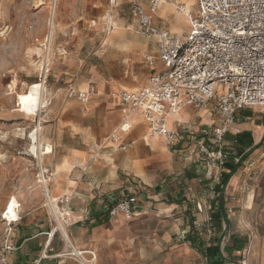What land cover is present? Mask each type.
<instances>
[{
	"label": "crops",
	"instance_id": "0c3cea01",
	"mask_svg": "<svg viewBox=\"0 0 264 264\" xmlns=\"http://www.w3.org/2000/svg\"><path fill=\"white\" fill-rule=\"evenodd\" d=\"M120 3L110 5L109 27ZM144 4L148 9V2ZM129 5L130 0L128 14L142 38L117 32L127 45L118 49L116 76L94 74L96 93L87 102L66 96L50 124L52 135L44 143L53 148L44 156L45 168L53 173L50 195L71 197L67 237L60 232L52 235L55 222L47 204L17 202L18 219L10 235L11 263H32L46 251L52 256L41 264H232L219 260L220 254L242 264L249 248L248 264H264V172L259 154L249 157L227 181L231 165L262 137L263 116L245 112L258 107L237 113L235 126L226 135L230 158L220 180L217 171L207 169L199 159L200 128L217 120L206 110L189 106L176 113L177 118L170 116L169 126L188 130L177 145L151 136L141 110L131 116L129 131L112 136L123 118L118 94L142 89L152 74L164 68L159 60L153 65L146 62V55L157 57V40L138 32ZM196 12V0H162L153 21L173 36L183 37L191 28L188 14ZM140 64L145 69L137 75L135 65ZM84 85L87 82L81 81L78 87L84 90ZM123 145L128 147L123 149ZM244 185L248 191L242 190ZM224 190L230 229L220 243L225 224L219 199ZM133 194L139 195L138 214L109 216L116 201ZM62 207L54 204L56 211ZM71 246L84 251L82 261L62 255Z\"/></svg>",
	"mask_w": 264,
	"mask_h": 264
},
{
	"label": "built area",
	"instance_id": "2783aa9c",
	"mask_svg": "<svg viewBox=\"0 0 264 264\" xmlns=\"http://www.w3.org/2000/svg\"><path fill=\"white\" fill-rule=\"evenodd\" d=\"M144 1L148 2V9ZM160 4L161 0H130L129 12L137 22L138 32L157 40V57L146 55L145 60L151 65L159 60L164 68L152 74L142 89L118 94L123 118L112 136L129 131L131 116L141 110L151 136L163 137L170 145H177L188 130L169 126L170 116L189 106L206 110L212 117L217 116V120L200 128L199 159L207 169L216 170L220 180L230 158L226 135L235 126L237 113L244 108L264 109V0H196L197 12L188 14L191 28L183 37L173 36L154 23ZM110 5L111 8L117 6L118 0H110ZM178 8L184 10V7ZM95 93V86L90 83L86 90L70 87L66 96L87 102ZM252 165L253 162L249 164ZM261 171L264 172V145ZM52 176L48 168L40 167L39 182L45 197L49 198L47 205L55 222L52 235L60 232L66 238L65 226L72 220L71 197L50 199L48 183ZM242 190L248 191V185ZM138 202L137 194L119 199L108 214L110 217L119 213L135 216ZM54 203L63 205L57 213ZM17 219L6 217L4 220L0 264H12L10 253L14 247L10 235L12 223ZM83 252L71 246V250L62 255L82 261ZM250 252L249 248L245 250L242 264H248ZM50 256L45 251L29 264H41L42 259Z\"/></svg>",
	"mask_w": 264,
	"mask_h": 264
},
{
	"label": "rangeland",
	"instance_id": "374dc122",
	"mask_svg": "<svg viewBox=\"0 0 264 264\" xmlns=\"http://www.w3.org/2000/svg\"><path fill=\"white\" fill-rule=\"evenodd\" d=\"M109 11L110 0H0V246L5 217H17V202L47 204L39 173L53 148L44 143L52 135L50 124L67 101L68 89L83 90L78 87L81 81L94 83L96 89L94 74L116 76L118 49L127 45L117 32L140 37L128 14V0L114 9L113 27ZM143 67L135 65L137 75ZM35 82L45 84V104L33 112L21 98ZM245 112L264 119L261 108ZM39 123L37 134L46 153L41 160L31 152L30 138ZM263 145L249 156L258 153L260 167Z\"/></svg>",
	"mask_w": 264,
	"mask_h": 264
},
{
	"label": "bare ground",
	"instance_id": "6f19581e",
	"mask_svg": "<svg viewBox=\"0 0 264 264\" xmlns=\"http://www.w3.org/2000/svg\"><path fill=\"white\" fill-rule=\"evenodd\" d=\"M161 2H162V0H161ZM183 13H185V12H183ZM87 87H88V85H87ZM44 88H45L44 82H35V83H33V86L31 87L29 94H26V95H24L21 98V103L28 110H31L33 112L36 111L37 109L42 108L43 105L45 104V99H44V94H43V89ZM86 89H84V90H86ZM178 114L173 115V117L177 118L178 117ZM40 127H41V124L39 123L38 124V127H37L38 129L36 130V132H33L32 133V135H31L30 138L34 142L33 143V146H32V151L31 152H33L34 156L36 155V157H38L41 160L43 154H46V153L43 150L42 143L39 140L38 134H37V132L40 129ZM49 195H50V191H49ZM52 198L53 197L50 195V199H52ZM46 199L48 200L49 198L46 197ZM54 204H53V209L57 213L58 211H56V209L54 208Z\"/></svg>",
	"mask_w": 264,
	"mask_h": 264
},
{
	"label": "water",
	"instance_id": "95a60500",
	"mask_svg": "<svg viewBox=\"0 0 264 264\" xmlns=\"http://www.w3.org/2000/svg\"><path fill=\"white\" fill-rule=\"evenodd\" d=\"M264 142V133L263 136L261 137L260 141L258 143H256L253 147H251L250 149H248L247 151H245L236 161V163L234 164L233 169L230 171L228 177H227V181L238 171V169H240V167L242 166V164L249 158L250 154L252 153L253 150H255L256 148H258L259 146L262 145V143ZM219 209L220 212L222 214L223 217V221L225 224L224 230L220 236V243H222V241L224 240V238L227 236L229 229H230V225H229V219H228V214H227V209H226V202H225V190L222 192L220 199H219ZM219 260H225L228 261L232 264H239L237 261L232 260V259H226L222 254H220L218 256Z\"/></svg>",
	"mask_w": 264,
	"mask_h": 264
},
{
	"label": "trees",
	"instance_id": "16d2710c",
	"mask_svg": "<svg viewBox=\"0 0 264 264\" xmlns=\"http://www.w3.org/2000/svg\"><path fill=\"white\" fill-rule=\"evenodd\" d=\"M233 167H234V165H231V167H230V170H232V169H233Z\"/></svg>",
	"mask_w": 264,
	"mask_h": 264
}]
</instances>
